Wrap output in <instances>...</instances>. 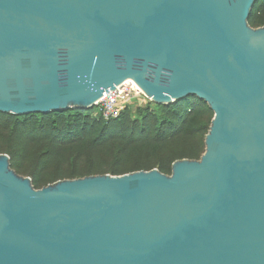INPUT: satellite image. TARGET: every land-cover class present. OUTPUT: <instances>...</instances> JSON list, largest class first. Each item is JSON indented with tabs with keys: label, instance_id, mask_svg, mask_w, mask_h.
Wrapping results in <instances>:
<instances>
[{
	"label": "water",
	"instance_id": "water-1",
	"mask_svg": "<svg viewBox=\"0 0 264 264\" xmlns=\"http://www.w3.org/2000/svg\"><path fill=\"white\" fill-rule=\"evenodd\" d=\"M257 0H0V113L90 110L132 81L213 113L197 160L40 189L0 154V264H264Z\"/></svg>",
	"mask_w": 264,
	"mask_h": 264
},
{
	"label": "trees",
	"instance_id": "trees-1",
	"mask_svg": "<svg viewBox=\"0 0 264 264\" xmlns=\"http://www.w3.org/2000/svg\"><path fill=\"white\" fill-rule=\"evenodd\" d=\"M248 23L264 25V0L255 2ZM131 109L108 120L97 106L20 116L0 113V154H7L11 168L40 189L90 175L152 169L170 174L174 161L197 160L204 153L213 113L203 101L190 96L166 106L148 101ZM31 159L33 165L24 173L21 164Z\"/></svg>",
	"mask_w": 264,
	"mask_h": 264
},
{
	"label": "built area",
	"instance_id": "built-area-1",
	"mask_svg": "<svg viewBox=\"0 0 264 264\" xmlns=\"http://www.w3.org/2000/svg\"><path fill=\"white\" fill-rule=\"evenodd\" d=\"M145 100L149 101L133 83L125 82L115 90L104 93L97 107L100 115L108 120L135 103L141 105Z\"/></svg>",
	"mask_w": 264,
	"mask_h": 264
},
{
	"label": "rangeland",
	"instance_id": "rangeland-1",
	"mask_svg": "<svg viewBox=\"0 0 264 264\" xmlns=\"http://www.w3.org/2000/svg\"><path fill=\"white\" fill-rule=\"evenodd\" d=\"M146 102H147V100H145L143 103H141V105H139L138 103H135V104L131 105L130 106L132 108L131 110L134 111L137 106H143ZM32 161H33V159H31V161H28V163L23 162L21 164V165H23L22 166V171L24 173H26L28 170H30V167L33 165ZM49 170H51V169H49ZM52 172H54V170Z\"/></svg>",
	"mask_w": 264,
	"mask_h": 264
},
{
	"label": "bare ground",
	"instance_id": "bare-ground-1",
	"mask_svg": "<svg viewBox=\"0 0 264 264\" xmlns=\"http://www.w3.org/2000/svg\"><path fill=\"white\" fill-rule=\"evenodd\" d=\"M128 82H131V83H133L135 86H136V84L134 83V82H132V81H128ZM137 87V86H136Z\"/></svg>",
	"mask_w": 264,
	"mask_h": 264
}]
</instances>
